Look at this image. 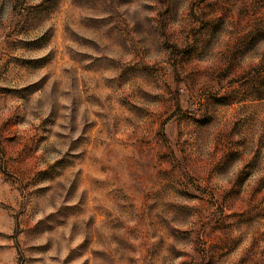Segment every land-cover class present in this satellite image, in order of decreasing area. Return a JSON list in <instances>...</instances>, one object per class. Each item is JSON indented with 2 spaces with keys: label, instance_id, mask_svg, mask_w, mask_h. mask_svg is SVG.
Returning a JSON list of instances; mask_svg holds the SVG:
<instances>
[{
  "label": "rangeland",
  "instance_id": "obj_1",
  "mask_svg": "<svg viewBox=\"0 0 264 264\" xmlns=\"http://www.w3.org/2000/svg\"><path fill=\"white\" fill-rule=\"evenodd\" d=\"M0 264H264V0H0Z\"/></svg>",
  "mask_w": 264,
  "mask_h": 264
}]
</instances>
